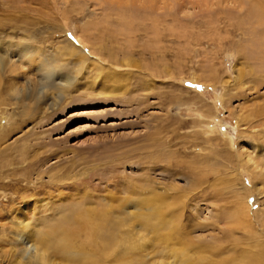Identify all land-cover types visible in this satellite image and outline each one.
I'll list each match as a JSON object with an SVG mask.
<instances>
[{"label":"rangeland","instance_id":"obj_1","mask_svg":"<svg viewBox=\"0 0 264 264\" xmlns=\"http://www.w3.org/2000/svg\"><path fill=\"white\" fill-rule=\"evenodd\" d=\"M63 41L109 70L94 89L19 57ZM0 60V264H173L153 196L193 261L264 264V0H0ZM112 72L124 91H100ZM89 212L95 253L55 235L46 263L23 253L25 225L78 232Z\"/></svg>","mask_w":264,"mask_h":264},{"label":"bare ground","instance_id":"obj_2","mask_svg":"<svg viewBox=\"0 0 264 264\" xmlns=\"http://www.w3.org/2000/svg\"><path fill=\"white\" fill-rule=\"evenodd\" d=\"M144 1H149V0H144ZM80 37L81 36L79 35L78 37H76L77 42L80 43L81 45H84L83 44L84 39ZM27 48L29 50H32V52L34 50V48L30 46H27ZM28 54L29 53H22L19 55V57L26 59V61H28L29 66L36 65L35 67L36 72H39V74H41L37 78L38 84L39 82L40 84H46V80L48 81V79H52V80H56L58 83L59 82L62 83L64 86L72 87V86H75L76 81L80 78V75L82 73L87 72V73H93L94 77L92 80L88 81L86 87L87 88L90 87L94 89L96 81L97 83H99L98 79L105 77V73H109L108 72L109 70L106 71L105 69L102 68L101 65L90 62L88 60L89 59L88 55H84L82 50H80L73 43H70L68 41H63L61 46L56 47L55 53H54L55 57L53 58H46V59L43 58L44 53L40 49H39V52L36 49L35 54L33 53H30L29 55ZM33 55L35 57H33ZM40 57H42V59H45L49 62L44 63L40 59ZM7 62L9 64V68L12 69L14 67L13 66L14 62H11L10 59H8ZM1 63L2 61L0 60V65ZM18 67L20 70L24 68L22 63H20ZM28 72L31 73V71L29 70ZM112 74H109V76L107 74V77L113 78L114 80L111 82H108V81L102 82L100 91H106L105 93H108V94H115V93L124 91L126 89L127 87L126 81L122 80L120 77H117L114 72H112ZM29 75L31 76V74ZM23 76L26 77L28 76V74L27 75L23 74ZM18 87L19 86H17V88ZM17 88L16 86H13L10 89L12 92H15L16 90L21 89V88H18V89ZM41 89L43 88H40V90ZM164 203H160L158 196L145 198L144 204L147 206L146 208L148 212L141 213V216L145 219L144 220L145 225H147L149 228L152 229V232L158 241H162V242L169 241L170 242L166 244H167V251H169L168 257L173 259L174 261L173 264H208L209 258L206 256L198 255V258L196 259V261H193L192 259H190L191 255H189L188 246H186V244L184 243L179 242L180 235H178V231L180 230V225L173 218H169V216L166 215L168 208L164 209L165 208L163 205ZM238 211H241V210L239 209ZM98 215L99 214L92 213V212L87 213L85 215L86 219H82V221H80V225L78 227L79 231L73 232V233H68L65 231L58 232V230H56L55 234H51V235L44 234L41 232H39L40 234H37L35 233V228H25L26 226L25 225L22 228V233L19 236L20 240L24 242L25 244L26 242L24 240L29 241L31 237H33L34 240L25 245V247L22 249L23 253L29 259H33L36 262L39 261L40 263L41 262L46 263L45 262L46 255L44 253L46 248H43V247L50 244L51 237H53L54 235L55 237L59 236L60 237L59 239L61 240V242L66 244V246L64 245L65 247L63 248L64 250H62L63 251L62 254H65V255L67 254V256H78L82 252H89L91 254L95 253L96 252L95 250H98V249H96V247L94 246L93 240L96 234V227L98 225L97 221L101 217ZM143 245H142V248H143ZM262 260H263V256L260 253H256L251 258L248 257V262L250 264H260ZM96 261L98 260L96 259ZM160 264H166V262L160 263Z\"/></svg>","mask_w":264,"mask_h":264}]
</instances>
